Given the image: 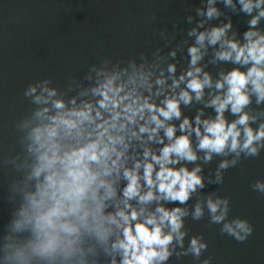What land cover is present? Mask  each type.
Masks as SVG:
<instances>
[{
  "label": "clouds",
  "instance_id": "clouds-1",
  "mask_svg": "<svg viewBox=\"0 0 264 264\" xmlns=\"http://www.w3.org/2000/svg\"><path fill=\"white\" fill-rule=\"evenodd\" d=\"M220 4L246 18L243 33ZM194 11L186 37L161 30L150 56L101 59L63 89L48 78L25 88L31 111L0 157L12 173L0 264H212L189 217L241 243L252 235L247 218H229L230 197L202 190L264 152V0ZM251 188L264 195V179Z\"/></svg>",
  "mask_w": 264,
  "mask_h": 264
},
{
  "label": "water",
  "instance_id": "water-1",
  "mask_svg": "<svg viewBox=\"0 0 264 264\" xmlns=\"http://www.w3.org/2000/svg\"><path fill=\"white\" fill-rule=\"evenodd\" d=\"M199 6L200 0H0V157L16 148L14 122L31 111L24 96L29 84L48 78L63 89L70 80L83 79L101 59L115 62L142 53L150 56L164 45L161 30L172 32L175 26L177 42L186 37L192 25L185 18L195 16ZM219 7L223 9L222 4ZM223 10L243 33L246 18ZM217 163L218 159L208 167ZM11 175L0 168V233L10 219L6 196ZM257 179H264V152L228 169L223 184L202 190L230 197L229 218H247L254 227L241 243L222 234L207 216L199 221L189 217V234L203 233L209 243L203 255L211 256L212 264H264V195L251 188ZM170 264H176L175 257ZM181 264L198 262L188 256Z\"/></svg>",
  "mask_w": 264,
  "mask_h": 264
}]
</instances>
